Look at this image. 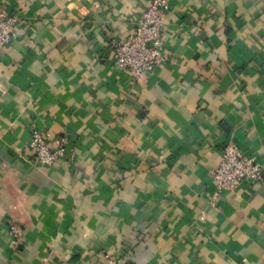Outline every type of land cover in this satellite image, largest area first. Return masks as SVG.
<instances>
[{"label":"crops","instance_id":"1","mask_svg":"<svg viewBox=\"0 0 264 264\" xmlns=\"http://www.w3.org/2000/svg\"><path fill=\"white\" fill-rule=\"evenodd\" d=\"M167 59L115 64L148 0H0V264H264V182L212 201L231 141L264 169V0H168ZM34 127L67 157L32 163ZM9 220L22 227L11 242Z\"/></svg>","mask_w":264,"mask_h":264},{"label":"built area","instance_id":"2","mask_svg":"<svg viewBox=\"0 0 264 264\" xmlns=\"http://www.w3.org/2000/svg\"><path fill=\"white\" fill-rule=\"evenodd\" d=\"M169 8L168 0H148L132 30L121 40L113 42L115 64L141 78L167 59L163 46V30ZM18 16L0 6V49L8 46L16 36ZM67 133L50 138L44 129L34 127L28 141V158L34 164L52 165L67 157ZM215 182L212 201L224 190H233L243 182H264V169L253 154L240 150L227 142L221 152L219 164L211 170ZM11 242L21 244L23 231L20 224L9 220ZM109 264H122L113 254L106 255Z\"/></svg>","mask_w":264,"mask_h":264}]
</instances>
